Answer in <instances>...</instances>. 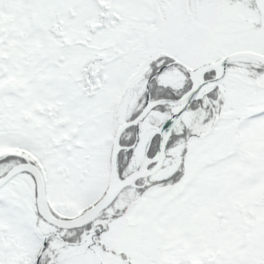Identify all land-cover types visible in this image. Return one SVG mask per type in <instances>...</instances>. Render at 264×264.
<instances>
[{
	"label": "snow or ice",
	"instance_id": "snow-or-ice-1",
	"mask_svg": "<svg viewBox=\"0 0 264 264\" xmlns=\"http://www.w3.org/2000/svg\"><path fill=\"white\" fill-rule=\"evenodd\" d=\"M0 264H264V0H0Z\"/></svg>",
	"mask_w": 264,
	"mask_h": 264
}]
</instances>
